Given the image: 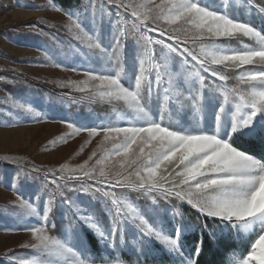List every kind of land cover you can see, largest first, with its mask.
I'll use <instances>...</instances> for the list:
<instances>
[{"label": "snow or ice", "instance_id": "6c2138e0", "mask_svg": "<svg viewBox=\"0 0 264 264\" xmlns=\"http://www.w3.org/2000/svg\"><path fill=\"white\" fill-rule=\"evenodd\" d=\"M237 2L255 7L264 22V6L256 0ZM49 3L71 21L67 30L85 46L82 54L89 61L88 68L68 69L85 74L83 86L59 87L71 86L85 93L89 102L122 103L131 116L126 125L74 129L93 137L103 131L102 146L111 141L112 147L104 150L101 163L119 161L112 172L104 168L97 172L87 162L67 173L65 167L45 170V187H54L37 191L34 199L22 196L18 185L34 178L40 168L13 160L20 164L14 175L0 172V186L17 193L14 206L39 218L38 224L7 229L31 232L35 241L22 247L40 259H25L22 264H144L156 244L173 264H200L209 243L233 230L252 237L249 251L235 264H264V70L245 68L264 65V30L231 15L228 0L220 10L204 0H104L99 12L92 13L91 33L81 26L75 11H64L54 0ZM107 5L114 7L115 17L102 36ZM89 6L96 8L94 2ZM237 36L248 37L257 46L232 48L219 43ZM197 42L198 50L193 47ZM230 67L245 69L239 80L248 89L230 86L225 74ZM26 103L15 101L14 106L31 111ZM177 110L190 111V122L179 127L165 122L164 115ZM73 180L138 191L151 203L141 210L125 203V194L113 195L110 206L105 204V223L91 205L65 196ZM80 190L88 188L82 183ZM41 197L46 199L38 212L35 205ZM161 201L178 203L161 208ZM57 207L76 217L63 240L48 235L57 227L50 218ZM17 217L24 219L19 213ZM89 236L96 238L98 247L91 246ZM125 249L136 254L135 261L123 258Z\"/></svg>", "mask_w": 264, "mask_h": 264}, {"label": "rangeland", "instance_id": "374dc122", "mask_svg": "<svg viewBox=\"0 0 264 264\" xmlns=\"http://www.w3.org/2000/svg\"><path fill=\"white\" fill-rule=\"evenodd\" d=\"M257 1L262 4L261 0ZM93 2L96 5L95 9L89 6ZM103 2L104 0H82L72 8L71 11L77 13L79 22L86 32L91 33L95 28L92 23V13L93 11L98 13ZM137 2L147 3V0H137ZM156 2L158 3L159 0ZM54 3L57 5L55 1ZM204 3L217 10L224 7V0H204ZM228 3L227 11L231 15L238 17L240 12L244 11L247 20L259 19L255 7H245L237 0H228ZM114 17V7L107 5L106 15L100 26L102 36H106L109 32ZM97 18L99 19V15ZM53 24L56 27H48ZM70 24L71 21L64 12L55 11L49 0H0V78H7L0 79V172L8 176L14 175L20 168V164L10 162L13 160L40 168L42 175H45V170L62 167H65L67 173V170L78 169L86 162L88 168L94 167L97 172L101 168L112 172L118 167V160H105L101 163L104 150L112 147L111 141L102 146L103 131L93 137L89 136L87 131L74 129L81 126L126 125L130 118V110L123 109L127 107L122 103L109 104L99 100L89 102L84 98L85 93L76 91L71 86L59 87L61 83H76L83 86L82 82L87 80L82 71L68 70L72 67H89V61L82 54L87 49L80 42L72 39V34L66 27ZM33 25L36 27H30ZM263 25L264 22L260 21L258 29L262 30V27L264 29ZM248 39L251 40L250 43L243 46H257L254 40ZM219 43L231 47L229 40ZM58 64L64 67H57ZM255 67L256 65L245 66L247 69L260 70ZM46 93L53 96L47 97ZM15 101H27L26 108L30 107L31 111L16 108ZM73 101L76 102L75 116L73 114L71 116L69 111L72 107L69 103ZM110 106L114 108L107 115L105 110ZM96 108L99 109L98 112L93 111ZM100 110H103L102 114L106 113L102 117L101 114L99 115ZM180 112L182 114L183 111ZM183 117L179 115L178 121L174 123L172 115L166 113L164 120L170 126L179 127L191 120V115L188 118ZM81 118L86 120L81 121ZM13 122L15 126H4V123ZM122 122L125 124H121ZM69 123L72 127L68 126ZM56 175L59 176L60 173L57 172ZM36 180L37 178L34 177L21 182L22 186L18 185L20 194L25 198L34 199L37 191L46 192L43 189L44 181L30 189L32 187L30 185L36 183ZM16 200V192L6 185L0 186V256L3 257L0 261L7 264H22L23 260H31L33 257L40 259L33 250L22 247L24 244L30 245L35 242L31 232L7 231V229L24 227L26 224L39 223L38 217H28L24 210L14 206ZM44 200L45 197H41V200L36 202L38 211L40 208L43 209ZM78 204L86 205L85 201H78ZM18 213L24 219L18 220ZM48 235L63 240L66 233L49 229ZM238 259L234 256L232 263L235 264Z\"/></svg>", "mask_w": 264, "mask_h": 264}, {"label": "trees", "instance_id": "16d2710c", "mask_svg": "<svg viewBox=\"0 0 264 264\" xmlns=\"http://www.w3.org/2000/svg\"><path fill=\"white\" fill-rule=\"evenodd\" d=\"M61 9L64 11H71L72 8H74L76 5L80 4L82 0H54ZM262 4L260 3L261 6L264 5V2L261 0ZM233 3V1L231 2ZM256 3L259 4V2L256 0ZM234 16V15H233ZM238 19L241 20H247L246 19V13L244 11L240 12V15L237 17ZM251 21V23L258 27L260 20H253V19H248ZM264 26V25H263ZM262 30L263 27H262ZM264 34V33H263ZM183 35V33H182ZM230 45L232 48H240L244 44L250 43L251 40H249L246 37L239 36L236 39H231ZM193 47H196L198 50L199 47V42H197L196 45H193ZM255 69H260L264 70V65H256ZM245 70L243 69H236V68H229L226 71V75L229 76V84L232 87H240L244 89H248L250 86L247 84H244L240 82L239 76L244 72ZM37 87V86H35ZM41 88V87H37ZM42 91V90H41ZM47 94V93H46ZM47 97H51L53 95L47 94ZM76 101V100H75ZM77 102V101H76ZM76 102L74 103H69L72 105V107L69 109L70 115L72 114L75 116V108H76ZM124 107V106H122ZM51 108V107H50ZM114 107L110 106L109 109L107 108L105 110L107 112V115L109 112L112 111ZM127 109V108H123ZM99 109H95L93 111L98 112ZM100 110L99 115L102 117L103 114L105 115L106 113L104 112L103 114L101 113ZM172 115V120L174 123H176L177 118L179 115H183L184 117L188 118L190 117L191 113L190 111H183L182 114L180 110H177L175 112L170 113ZM84 115V114H82ZM131 116V114H130ZM183 117V118H184ZM81 121L86 120V118H81ZM77 122V121H74ZM82 124V123H81ZM121 124H125V122H122ZM176 125V124H175ZM255 154L259 155L260 151L259 149L255 150ZM10 164V163H8ZM24 167H29L28 164H23ZM44 176L42 175V172L39 173H33V177H36L37 180L35 181L36 183L31 184L30 189L36 187L41 181H44ZM39 178V179H38ZM40 180V181H39ZM45 182V181H44ZM83 183V186L88 188L87 192L81 191V184ZM54 187L51 184H48V187L46 188L45 185L43 186V189L45 191H48ZM100 187L101 191H96V188ZM107 191L109 192L108 196L104 195V192ZM125 194L127 196V200L125 203H129L133 205L134 207H137L141 210H143L146 206H148L151 203V200L149 197H145L144 195L140 194L138 191H133L130 189H106L103 188L100 185H97L95 181H70L67 184V187L65 189V196L71 200H74L78 203L81 201H85L86 205H91L94 210L104 219L105 223L108 221V216L106 215L104 209H105V204L107 203L109 206L111 204V199L113 195L117 198L121 197V194ZM78 198V199H76ZM46 199V198H45ZM59 203V201L57 202ZM178 203L177 201H170V202H163L161 201L159 204V207L164 208V207H170L172 204ZM43 209L40 208L38 212H41ZM75 211V209H73ZM189 218H192V214L189 213ZM51 219L55 221L57 227L55 228L56 230L60 232H65L66 229L71 228L70 222L73 220H76V217L73 216L72 212H67L65 213L64 209L61 207H57L54 209L53 213H50ZM146 219L148 217H145ZM39 220V219H38ZM130 239L129 235L126 233L125 234V240L128 241ZM252 239L251 236H245L243 233H236L234 230L229 236L228 234H225L224 237H222L220 240H213L209 243L207 251L202 254V257L200 258V264H233L232 260L234 256H237L239 259L242 258V254H246L249 251L250 248V240ZM89 242L93 248L98 247L96 238L94 236H89ZM161 245L156 244L153 249V254L147 258H144V264H173L172 258L166 256L162 251H161ZM125 260L128 261H135L136 260V254L132 251H129L125 249V251L121 254ZM0 260H3V257L0 256ZM0 261V262H1ZM1 264H7L5 262H1Z\"/></svg>", "mask_w": 264, "mask_h": 264}]
</instances>
